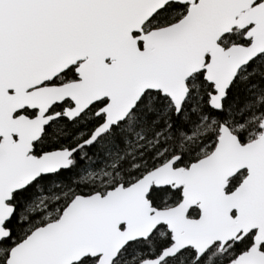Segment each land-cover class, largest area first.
I'll list each match as a JSON object with an SVG mask.
<instances>
[{
  "label": "snow or ice",
  "instance_id": "obj_1",
  "mask_svg": "<svg viewBox=\"0 0 264 264\" xmlns=\"http://www.w3.org/2000/svg\"><path fill=\"white\" fill-rule=\"evenodd\" d=\"M0 264H264V0H0Z\"/></svg>",
  "mask_w": 264,
  "mask_h": 264
}]
</instances>
